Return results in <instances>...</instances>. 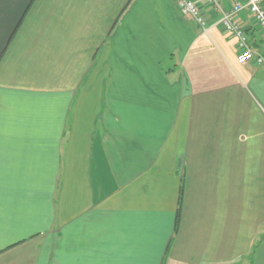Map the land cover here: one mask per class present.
I'll list each match as a JSON object with an SVG mask.
<instances>
[{
	"label": "crops",
	"instance_id": "1",
	"mask_svg": "<svg viewBox=\"0 0 264 264\" xmlns=\"http://www.w3.org/2000/svg\"><path fill=\"white\" fill-rule=\"evenodd\" d=\"M239 52L178 0H0V264H264V66Z\"/></svg>",
	"mask_w": 264,
	"mask_h": 264
},
{
	"label": "built area",
	"instance_id": "2",
	"mask_svg": "<svg viewBox=\"0 0 264 264\" xmlns=\"http://www.w3.org/2000/svg\"><path fill=\"white\" fill-rule=\"evenodd\" d=\"M203 4H210L221 9L219 0H178V6L184 16L197 23L205 32L213 26H220L238 39L240 52L237 59L240 64L256 63L264 66V52H256L249 46V38L238 22L239 14L247 9L257 23L264 28V0L236 1L229 10H222L220 19L213 25L206 20L202 12Z\"/></svg>",
	"mask_w": 264,
	"mask_h": 264
}]
</instances>
